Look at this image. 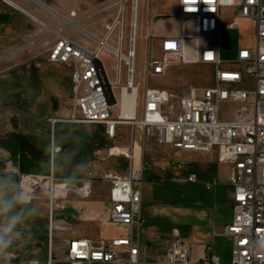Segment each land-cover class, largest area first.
<instances>
[{"label": "built area", "instance_id": "obj_1", "mask_svg": "<svg viewBox=\"0 0 264 264\" xmlns=\"http://www.w3.org/2000/svg\"><path fill=\"white\" fill-rule=\"evenodd\" d=\"M234 10L230 16L225 10ZM135 10L131 20L130 47L125 55L124 4L104 39L95 49H88L62 36L49 50V60L72 69L74 113L70 118H51L75 124L101 125L109 138L115 139L118 127L129 125L142 129L143 135L156 138L165 146L179 152L212 153L218 161L234 168V215L225 234L233 239L230 264H264V0H180L182 35L162 40V57L148 61L147 74L164 75L173 66L190 64L212 67L214 84L208 87L185 88L179 96L161 88L148 87L142 107L138 105L139 85L135 81ZM195 24V33L187 29ZM251 26L253 45L240 47L235 63L243 64L245 73L225 67L222 53V31L238 25ZM118 31L119 48H112L108 40ZM211 38L212 41H205ZM194 42L195 59L188 54V43ZM103 50L113 53L116 81H112L101 57ZM123 63L126 81H123ZM246 77L253 79V87L246 85ZM119 91V95L117 94ZM134 94L131 116L125 115L124 92ZM118 115L115 116V112ZM135 147V146H134ZM52 151L56 152L52 142ZM131 165L124 173H109V221L125 227L124 236L94 242L87 238L71 239L67 244L66 261L70 264H221L213 246H207L202 257L193 255L189 243L175 240L162 262L141 258V247L133 225L142 224V172L135 169L134 151L125 153ZM21 203L29 204L43 190H49L50 251L46 259H20L11 250L1 254L3 264H56L53 254L55 203L65 198L68 190L56 184L53 173L38 175L19 173ZM188 180L196 182L195 175ZM66 186V185H61ZM211 188V185H207Z\"/></svg>", "mask_w": 264, "mask_h": 264}, {"label": "rangeland", "instance_id": "obj_2", "mask_svg": "<svg viewBox=\"0 0 264 264\" xmlns=\"http://www.w3.org/2000/svg\"><path fill=\"white\" fill-rule=\"evenodd\" d=\"M107 5L106 11L98 19L104 18V23H112L111 14L119 12L124 4L126 13L124 19V52L130 47L131 18L134 0H102ZM154 1L137 0L138 15L136 20V59L135 68L136 83L139 84L140 92L147 86L161 87L170 91L174 96H179L182 91L190 86L208 87L214 84L212 67L208 65L173 66L168 75L162 78L147 77L146 69L148 60L162 57L157 41L162 36H172L181 31V22L177 18L176 0L164 1L163 8L170 13V17L153 21L151 14L154 12ZM98 4L101 0H93ZM136 8V7H135ZM38 25V24H35ZM105 30V25H103ZM34 35L27 45L0 52V147L6 143L10 145L22 139L26 133L51 135L54 127L50 119L57 117L67 111L65 118H70L74 113V98L71 87V69L68 66L53 63L49 60V50L58 39L47 40L46 35L38 41V35L34 31V25L29 27ZM61 32V31H59ZM189 32L195 33L194 26L189 25ZM117 33H113L109 43L117 46ZM253 34L248 26L238 25L235 29H224L222 31V53L226 61L225 67L239 69L245 73L243 64L235 63L237 57V46L240 43L251 45ZM205 41H212L211 38ZM40 43L39 47L34 46ZM28 51L27 53L22 51ZM105 62L112 81H116L114 66L117 59L108 50H103L101 55ZM37 62V63H36ZM123 81H126V67L123 63ZM253 79L246 77V85L252 88ZM119 95V91H117ZM116 111L114 114L117 116ZM79 128L92 130L91 158L89 165L78 160L77 157L66 159L64 164L54 175L56 184L65 187L67 191L65 198L55 203L54 208V235L53 254L57 259L56 264H70L66 261V249L69 223L74 216L73 205L68 203L73 198L90 200L103 205L109 194L110 183L105 180L109 173H124L131 165V160L123 152L129 145L120 147L121 140L108 138L104 130L96 126L78 125ZM88 127V128H87ZM60 127L58 126V131ZM97 129V131H96ZM98 133V134H97ZM68 135L72 138L71 131ZM101 134V136H99ZM124 144L133 141L126 134ZM137 141L140 142V152L134 161V165L147 166L162 169L166 158L169 156L163 151V147L154 139H145L139 133ZM51 139V138H50ZM26 146L25 139L23 140ZM19 142V140H18ZM51 142V141H50ZM78 143V141H77ZM115 147L121 149L115 150ZM151 147V148H150ZM59 148V147H58ZM150 148V149H149ZM60 149V148H59ZM0 152V208L10 203L11 210L0 212V235L4 240L10 241L6 246L0 247V257L3 251L11 250L20 259L39 258L46 259L50 251V208L48 190H43L31 203H21L20 178L18 169H13L5 164L3 149ZM74 161V163H72ZM57 167V166H56ZM9 168L11 170H9ZM13 169V170H12ZM177 175H165L159 179L146 177L142 184V201L145 208H150L153 214L148 217L144 214L142 228L144 238L141 239L142 254L149 262H162L167 256L169 244L175 241L172 233L174 226L188 224V220L179 221L167 208L183 202L184 205L191 204V198L185 195L190 186L181 184L178 179L183 178V172L176 171ZM29 174V173H26ZM49 173L48 175H51ZM40 175V174H38ZM66 185V186H61ZM181 195V196H180ZM187 199V200H186ZM109 203L107 205V218L109 220ZM19 215L20 219L11 227L10 231H4L9 227L13 217ZM79 214L77 218L80 216ZM82 216V215H81ZM76 218V219H77ZM195 222L194 218H189ZM142 235V234H141ZM0 264H3L0 258ZM221 264L225 262L221 261Z\"/></svg>", "mask_w": 264, "mask_h": 264}, {"label": "crops", "instance_id": "obj_3", "mask_svg": "<svg viewBox=\"0 0 264 264\" xmlns=\"http://www.w3.org/2000/svg\"><path fill=\"white\" fill-rule=\"evenodd\" d=\"M164 1L166 0H157L156 2L154 1V12L151 14V16L152 20L155 22L160 21L162 18L170 17V13L163 8ZM176 2L177 18L181 22V31L180 33L172 36L160 37L157 43L159 46L158 51H160L161 54V43L163 39L168 37H180L182 35L180 0H176ZM104 3L105 2L102 0L98 4L94 3L93 0H0V52L11 50L22 45H27L28 42L32 40L31 38L34 37L32 34L34 32L29 30V27L33 25L34 31L38 35V41L45 35L48 37V41L53 40V38L58 39L62 35L88 49L93 50L97 47L98 40L105 38L107 34V27L114 23L119 13L115 12L110 15V17H113V22L111 24L104 23V18L98 19V17H100V15L106 11L113 9H108L107 5ZM134 4V7L137 8V20V0H134ZM233 13L234 10H225V14L228 16L232 15ZM190 24H192L195 29V24L193 22H188V31ZM103 25H105V30L103 29ZM244 25H246V23H244ZM246 26L249 27L253 34L254 29L249 25ZM117 43V46H113L110 43L109 45L115 49L119 48L118 33ZM39 44L40 43H35L30 49L39 47ZM252 45L253 41L251 45L240 43L237 46V51L240 47ZM194 48V42L188 43V54L191 59L196 58ZM122 50L125 55L129 50L127 49V52H124V40L122 44ZM22 52L27 53L28 51L24 50ZM170 70L171 68L164 75L155 78H162L168 75ZM147 77L151 76L147 74ZM148 87L154 86H147L146 88ZM145 90L142 95L139 87V107H142ZM65 115H67V111H64L63 114L57 115V117L53 118L67 119L65 118ZM78 125L89 127L96 126L98 129L104 130V133L107 136L105 127L101 125H85L75 124L67 121H59L52 128L51 135L48 132L35 135L26 133L22 138L27 142L25 143V147L23 145L22 139H17V142H12L10 145L5 143L4 146L0 147V149H3L5 164H9L11 168L18 169L22 173L40 175H48L51 173V171L55 174L56 169L62 166L66 159L70 160V158L75 159V157H77L78 160H82L84 164L87 163V165H89V159L91 158V141L93 139V131L89 129H81L78 127ZM58 126L60 127V131H58ZM68 130L71 131L72 138H70V135L67 134ZM139 133L145 139H154L156 142H158L156 138L145 137L143 135L142 129H134L129 125L119 126L117 130V136L115 138L116 140L122 139V141L118 143L120 144V147L129 145L128 148L123 149V152L129 153L134 151L135 159L137 158L141 148V141H137V135H139ZM126 134L128 135L129 140L130 137H132L133 140L132 142L130 140V143L128 144H124L125 139H127ZM99 136H101V134ZM52 142H54L56 148V152L54 153L52 151ZM160 145L163 147V151L169 156L166 158L164 167L162 169L150 168L147 166H142V164L137 165V163L134 165V167L135 169L142 172L144 183L146 182V177H149L150 180L152 178L159 179L169 174L175 177L177 175L176 171L183 172L185 175L183 178L178 179V181L181 184L190 186V190H188V193L185 195H188L189 198H191V204L184 205L183 202H180L171 208L165 209L167 212L170 211L173 216L179 219V221H189L186 225L180 224V226L173 227L172 233L175 240L189 243L193 255L197 258L202 257L205 253L206 247L211 245L213 246L214 254L220 258V261L225 262V264H230L234 243L232 237L225 234V229L232 224L234 215V185L232 180L234 175L233 166L230 164L220 163L218 161L216 150L212 153L189 151L179 152L173 147L162 144ZM120 147H115L110 154H113L115 150L117 151L118 149H121ZM1 151L2 150H0V152ZM72 163H74V161ZM9 170L11 169L9 168ZM191 175L196 176V182H190L188 180ZM207 185H211V188H208ZM110 188L111 186L109 185V194L107 196V200L102 203L104 206L100 205L98 202L81 200L78 198H73L68 201V203L73 205L74 216H78L79 214L82 216L80 215L78 218L77 216L71 218L69 223L70 227L66 231L69 235L67 244L71 239L87 238L98 243L103 239L109 240L113 237L124 236L127 234V228L115 226L111 224L107 218V205L109 203ZM143 210L144 205L142 201L140 207L142 218L144 217V214L147 217L153 214L150 211L152 210L150 208H145L146 212ZM189 218H194L195 222L190 221ZM133 228L137 242L141 247V258L147 261L142 254V247L147 248L141 244V239L144 238L142 233V224L136 222L133 225ZM166 254H168V250ZM166 257L167 256L163 257V261L166 259Z\"/></svg>", "mask_w": 264, "mask_h": 264}, {"label": "bare ground", "instance_id": "obj_4", "mask_svg": "<svg viewBox=\"0 0 264 264\" xmlns=\"http://www.w3.org/2000/svg\"><path fill=\"white\" fill-rule=\"evenodd\" d=\"M134 10H135V34H136V11H137V8H135L133 6ZM124 107L126 109V113L125 115L127 116H131L132 115V111H133V107H134V94L131 93L130 91H125L124 92Z\"/></svg>", "mask_w": 264, "mask_h": 264}, {"label": "clouds", "instance_id": "obj_5", "mask_svg": "<svg viewBox=\"0 0 264 264\" xmlns=\"http://www.w3.org/2000/svg\"><path fill=\"white\" fill-rule=\"evenodd\" d=\"M12 205L10 203L4 205L2 208H0V212H7L11 210ZM20 219L19 215L13 217L12 221L9 224V227L5 228L4 231H10L11 227L15 226V223ZM7 243H10V241L4 240L3 236L0 235V247L6 246Z\"/></svg>", "mask_w": 264, "mask_h": 264}, {"label": "snow or ice", "instance_id": "obj_6", "mask_svg": "<svg viewBox=\"0 0 264 264\" xmlns=\"http://www.w3.org/2000/svg\"><path fill=\"white\" fill-rule=\"evenodd\" d=\"M188 2H194V0H188Z\"/></svg>", "mask_w": 264, "mask_h": 264}]
</instances>
